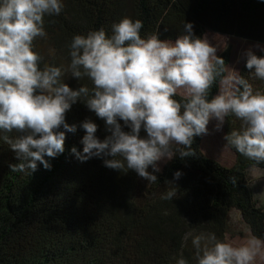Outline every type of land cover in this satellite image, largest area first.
<instances>
[{"label": "trees", "instance_id": "16d2710c", "mask_svg": "<svg viewBox=\"0 0 264 264\" xmlns=\"http://www.w3.org/2000/svg\"><path fill=\"white\" fill-rule=\"evenodd\" d=\"M63 4L59 15L45 17L47 36L34 41V51L43 57L41 67L45 63L67 67L68 45L75 34L101 27L110 34L111 25L123 17L143 21L142 38L158 32L161 40L174 41L184 22H191L196 36L235 37L264 45V0H63ZM217 55L229 65V47ZM245 63L246 59L235 70L254 90L264 92V81L248 73ZM65 82L73 89L92 86L87 78L78 81L70 75ZM218 90L215 85L209 99ZM175 98L181 100L179 95ZM85 119L97 124L99 139L109 134L105 121L77 102L66 113V122L77 125V131L66 133L65 152L50 159L51 170L38 164L32 175L10 171L9 164L18 161L0 140V264H176L181 253L188 264H196L192 237L215 233L226 240L232 211L239 213L251 236L264 240V207L248 182V171L264 169V163L226 145L224 136L240 126L234 116L226 117L222 126L224 145L233 155L230 167L201 152V135L194 138L196 156L167 160L155 173L156 183L133 170L107 168L101 158L78 161L71 149H83L85 132L79 125ZM177 171L182 175L174 179ZM170 190L177 192L176 197L162 199Z\"/></svg>", "mask_w": 264, "mask_h": 264}, {"label": "clouds", "instance_id": "9594fccd", "mask_svg": "<svg viewBox=\"0 0 264 264\" xmlns=\"http://www.w3.org/2000/svg\"><path fill=\"white\" fill-rule=\"evenodd\" d=\"M63 8V0H0V140L18 161L9 164L11 172L32 175L38 164L51 170L50 159L65 152L66 133L77 131V125L66 122L77 102L104 120L109 133L101 140L96 123H80L83 149L73 147L71 153L82 163L101 158L107 168L133 170L156 183L160 161L195 157L194 138L207 134L213 119L221 130L230 115L240 126L224 136L226 145L264 163V92L230 68L206 35L196 36L191 22H184L173 41L161 40L158 32L142 38L143 21L123 17L111 25L110 34L103 27L75 34L67 67H41L34 41L47 36L45 17ZM254 49L264 53L258 43L249 47L243 53L245 67L264 81V55ZM69 75L87 78L92 86L73 89L65 82ZM215 85L218 93L209 99ZM181 175L175 172L174 179ZM176 195L170 190L161 198L171 201ZM191 243L196 264L264 261V240L255 236L234 244L200 233ZM176 264H188L182 253Z\"/></svg>", "mask_w": 264, "mask_h": 264}, {"label": "rangeland", "instance_id": "374dc122", "mask_svg": "<svg viewBox=\"0 0 264 264\" xmlns=\"http://www.w3.org/2000/svg\"><path fill=\"white\" fill-rule=\"evenodd\" d=\"M205 35L213 45L219 46L217 52L225 49L224 47L226 46L230 48V63L228 66L234 70L236 66L240 64V62L246 59L243 53L249 47L257 44L249 40L235 37L216 38L210 34ZM260 45L264 47V45ZM254 51L260 52L258 49H254ZM230 68L229 71H231ZM216 123L217 122L214 119L210 120L207 134L202 135L201 152L207 158L217 161L222 166L230 167V165L233 163V155L224 145L222 129L219 131L215 129ZM166 161L159 162L160 169ZM248 182L255 199L258 201L259 205L264 207V169L251 168L248 171ZM250 237L252 236L248 228L242 223L239 213L232 211L229 217L226 241L239 244L243 241H246ZM255 264H264V261H261L258 258Z\"/></svg>", "mask_w": 264, "mask_h": 264}]
</instances>
